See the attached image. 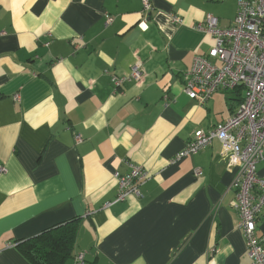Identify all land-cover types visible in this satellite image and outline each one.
Masks as SVG:
<instances>
[{
    "label": "crops",
    "instance_id": "0c3cea01",
    "mask_svg": "<svg viewBox=\"0 0 264 264\" xmlns=\"http://www.w3.org/2000/svg\"><path fill=\"white\" fill-rule=\"evenodd\" d=\"M150 1L144 12L142 0H0V264H33L20 242L69 224L86 264H251L234 208L239 168L220 140L173 162L240 104L217 92L201 105L183 87L216 43L196 25L214 15L230 26L237 2L230 18L232 1ZM139 61L143 80L114 92L112 77ZM129 163L152 177L113 203Z\"/></svg>",
    "mask_w": 264,
    "mask_h": 264
},
{
    "label": "built area",
    "instance_id": "2783aa9c",
    "mask_svg": "<svg viewBox=\"0 0 264 264\" xmlns=\"http://www.w3.org/2000/svg\"><path fill=\"white\" fill-rule=\"evenodd\" d=\"M236 2V17L230 26L222 27L221 19L214 15L196 25V30L213 35L216 43L207 55L194 58L192 68L183 75V87L190 99L201 105L217 92L233 94L243 90V100L229 119L209 131H197L173 162L199 153L214 139L220 140L221 157L239 168L232 184L236 194L234 208L240 217L248 256L251 264H264V236L258 234L264 211V178L257 172L258 163L264 160V0ZM142 3L144 12L152 11L150 0ZM171 18L174 23L181 21L176 15ZM113 20L108 16L107 24ZM144 76V64L139 61L128 74L112 77L114 92L127 83L141 82ZM16 99H21L19 94ZM76 141L82 142V137L77 135ZM129 166V173L115 174L118 193L113 203L141 196V187L152 177L142 165ZM195 174L201 177L203 172L196 169ZM84 259L85 255L80 253L78 264H84Z\"/></svg>",
    "mask_w": 264,
    "mask_h": 264
},
{
    "label": "trees",
    "instance_id": "16d2710c",
    "mask_svg": "<svg viewBox=\"0 0 264 264\" xmlns=\"http://www.w3.org/2000/svg\"><path fill=\"white\" fill-rule=\"evenodd\" d=\"M235 96L234 99L241 103L243 90H237ZM74 240L73 228L69 224L64 227L49 228L30 241L22 244L20 242L19 246L33 264H64L70 258H74L75 264H78L80 253L75 254L73 251ZM84 264H86L85 259Z\"/></svg>",
    "mask_w": 264,
    "mask_h": 264
},
{
    "label": "rangeland",
    "instance_id": "374dc122",
    "mask_svg": "<svg viewBox=\"0 0 264 264\" xmlns=\"http://www.w3.org/2000/svg\"><path fill=\"white\" fill-rule=\"evenodd\" d=\"M226 1H227V4H228V2L232 1L231 4L228 7V14L230 15V18H233L234 15H235V12H236V1L235 0H226Z\"/></svg>",
    "mask_w": 264,
    "mask_h": 264
}]
</instances>
